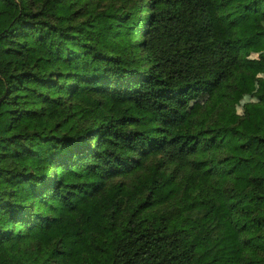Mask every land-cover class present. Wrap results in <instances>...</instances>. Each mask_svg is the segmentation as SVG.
<instances>
[{
  "label": "trees",
  "instance_id": "obj_1",
  "mask_svg": "<svg viewBox=\"0 0 264 264\" xmlns=\"http://www.w3.org/2000/svg\"><path fill=\"white\" fill-rule=\"evenodd\" d=\"M250 17L264 42V0H0V264H264Z\"/></svg>",
  "mask_w": 264,
  "mask_h": 264
},
{
  "label": "rangeland",
  "instance_id": "obj_2",
  "mask_svg": "<svg viewBox=\"0 0 264 264\" xmlns=\"http://www.w3.org/2000/svg\"><path fill=\"white\" fill-rule=\"evenodd\" d=\"M260 28L261 27L259 25V21L255 17H250V26L246 31V33L249 34L250 36H253L254 39H253V49L249 57L254 62H256L257 65L260 66L259 77H264V67L261 66V61L264 60V42L259 36L256 35L257 31ZM256 87H257L256 82L250 83L247 86L246 89L247 92L240 95L241 100L237 106V112L239 114L242 115L244 113V106L247 103L257 101L255 96L253 95V92L255 91ZM204 99H206V97L200 98L198 102H193L192 109H195L197 106H199V104H202ZM127 181L130 182L131 180H127Z\"/></svg>",
  "mask_w": 264,
  "mask_h": 264
}]
</instances>
